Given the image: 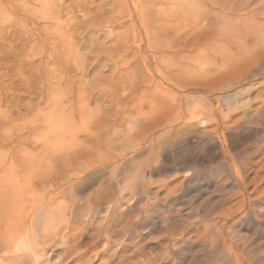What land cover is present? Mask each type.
I'll return each mask as SVG.
<instances>
[{"label":"bare ground","instance_id":"bare-ground-1","mask_svg":"<svg viewBox=\"0 0 264 264\" xmlns=\"http://www.w3.org/2000/svg\"><path fill=\"white\" fill-rule=\"evenodd\" d=\"M146 1L108 4L123 5L113 20L124 24ZM237 10V22L146 52L111 46L107 159L91 147L26 155L9 185L15 173L0 167V264H264V0Z\"/></svg>","mask_w":264,"mask_h":264},{"label":"rangeland","instance_id":"rangeland-1","mask_svg":"<svg viewBox=\"0 0 264 264\" xmlns=\"http://www.w3.org/2000/svg\"><path fill=\"white\" fill-rule=\"evenodd\" d=\"M48 1H61L63 8L50 6ZM203 1L206 5L197 1L147 0L143 6L147 16L131 18L126 13L128 22L121 24L120 16L113 17L121 15L123 5L108 4V0H12V5L0 0V167L11 175L15 173L6 185L23 175L18 171L23 165L28 168L26 155L59 153L66 146L91 147L90 151L101 152L100 159H107L111 46L118 39H126L131 44L141 42L146 52L144 45L148 42L183 39L191 36L194 27L237 20L238 0ZM83 74L86 85L81 83ZM90 87L97 94L86 104L84 94ZM155 116L152 112L147 121ZM51 120L67 121L68 132L48 131L44 122ZM37 123L44 126L32 132ZM18 157L23 158L19 163ZM222 178L218 184L225 182L226 177ZM186 201L182 199L174 207L173 217L177 220L184 218L182 202ZM155 221L147 225L151 227Z\"/></svg>","mask_w":264,"mask_h":264}]
</instances>
